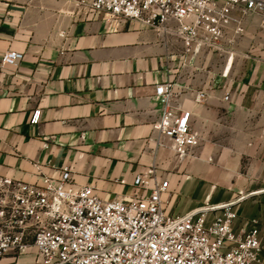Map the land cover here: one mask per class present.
<instances>
[{
  "label": "crops",
  "instance_id": "crops-1",
  "mask_svg": "<svg viewBox=\"0 0 264 264\" xmlns=\"http://www.w3.org/2000/svg\"><path fill=\"white\" fill-rule=\"evenodd\" d=\"M8 49L24 53L2 64ZM228 73L220 52L185 54L139 22L87 16L69 0H0V173L41 181L35 162L56 174L64 165L77 184L104 199L133 194L150 166L168 178L169 213L234 199L240 219L257 216L264 264V27L256 16L234 46ZM173 80V105L191 110L201 143L180 158L154 128L162 106L156 84ZM207 99L195 101L199 89ZM230 91L229 98H225ZM40 108L37 123L30 121ZM125 178L126 182H120ZM143 192V188L138 189ZM212 214L210 215V217ZM0 264H35V252L0 255Z\"/></svg>",
  "mask_w": 264,
  "mask_h": 264
},
{
  "label": "built area",
  "instance_id": "built-area-1",
  "mask_svg": "<svg viewBox=\"0 0 264 264\" xmlns=\"http://www.w3.org/2000/svg\"><path fill=\"white\" fill-rule=\"evenodd\" d=\"M69 1L87 16L103 14L149 26L165 40L181 42L185 54L227 53L225 75L246 19L256 16L264 27V0ZM23 57L22 51L8 49L1 60L16 64ZM179 94L173 80L156 84L162 114L153 126L184 158L200 145L201 134L192 126L191 110L174 107ZM207 96L201 88L195 101ZM229 96L227 91L225 98ZM40 112L39 107L33 110L32 123L39 121ZM34 164L40 182L0 173V255L34 249L35 264H254L260 259V218L237 223V206L246 194L217 203L207 200L173 215L163 198L169 179L157 176L155 165L135 176L129 198L104 199L92 183L77 184L69 165L52 174L41 162Z\"/></svg>",
  "mask_w": 264,
  "mask_h": 264
},
{
  "label": "rangeland",
  "instance_id": "rangeland-1",
  "mask_svg": "<svg viewBox=\"0 0 264 264\" xmlns=\"http://www.w3.org/2000/svg\"><path fill=\"white\" fill-rule=\"evenodd\" d=\"M226 54L227 53H222L221 56H222V62L224 63L226 61ZM228 55V54H227Z\"/></svg>",
  "mask_w": 264,
  "mask_h": 264
}]
</instances>
